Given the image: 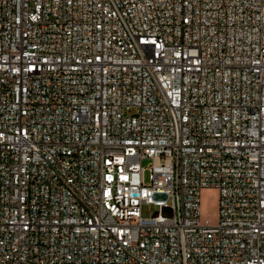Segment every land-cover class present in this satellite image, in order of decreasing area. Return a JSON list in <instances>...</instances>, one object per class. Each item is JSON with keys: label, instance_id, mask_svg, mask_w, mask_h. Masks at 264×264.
<instances>
[{"label": "built area", "instance_id": "2783aa9c", "mask_svg": "<svg viewBox=\"0 0 264 264\" xmlns=\"http://www.w3.org/2000/svg\"><path fill=\"white\" fill-rule=\"evenodd\" d=\"M0 264H264V0H0Z\"/></svg>", "mask_w": 264, "mask_h": 264}, {"label": "rangeland", "instance_id": "374dc122", "mask_svg": "<svg viewBox=\"0 0 264 264\" xmlns=\"http://www.w3.org/2000/svg\"><path fill=\"white\" fill-rule=\"evenodd\" d=\"M149 173L145 175L148 180ZM219 191L215 188H205L200 195V216L204 222L209 220L211 224H217L219 221ZM158 207L150 204L142 207L143 217H150L158 211Z\"/></svg>", "mask_w": 264, "mask_h": 264}]
</instances>
